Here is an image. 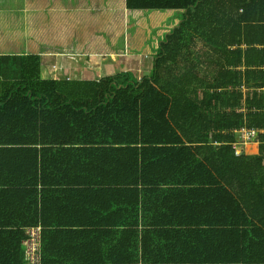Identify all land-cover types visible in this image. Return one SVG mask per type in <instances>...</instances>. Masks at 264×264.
Listing matches in <instances>:
<instances>
[{
    "label": "trees",
    "instance_id": "trees-1",
    "mask_svg": "<svg viewBox=\"0 0 264 264\" xmlns=\"http://www.w3.org/2000/svg\"><path fill=\"white\" fill-rule=\"evenodd\" d=\"M44 55L142 56L153 68L141 81L44 79ZM241 129L259 132V147L238 155ZM211 171L264 172V0H0V184L22 189L20 252L33 227L43 248L48 214L71 207L74 189L97 199L106 182L132 186L134 211L121 215L142 221V250H210L192 188ZM117 172L135 179L74 177ZM250 197L264 206L263 191Z\"/></svg>",
    "mask_w": 264,
    "mask_h": 264
},
{
    "label": "crops",
    "instance_id": "crops-1",
    "mask_svg": "<svg viewBox=\"0 0 264 264\" xmlns=\"http://www.w3.org/2000/svg\"><path fill=\"white\" fill-rule=\"evenodd\" d=\"M115 58L117 57L44 55L43 78L67 81L78 78V81H90L86 76L92 65H106L109 62L107 59L115 64ZM74 61L79 62V66H75ZM238 70L243 71L244 68L240 67ZM250 84L254 86V82ZM241 91L245 94L246 87H242ZM254 146L258 148V142ZM7 177L10 181L13 179V176ZM74 177L116 180L129 178V181L135 179V176H129L126 172ZM195 177L204 180L192 188L195 190L192 191L195 208L200 212L195 215L194 222L201 228H210L204 229L205 234L201 236L210 245V250H202L200 247L196 250H178L174 251L173 256L155 253L150 249L142 250L144 242L145 246L151 244L149 239L143 240L137 235V230L141 234L144 231L142 221L137 219L136 214L127 218L123 212L128 206L131 208L129 210L134 211L135 197L128 193L132 186L106 182L100 189L93 187V190L103 191V196L97 199L89 196V187H79L74 189L75 193L69 198L71 207H52L45 227L44 250L41 249L42 264H166L165 259L168 261L170 258L178 261L173 262L174 264H264V249L248 248L255 243H264V206L251 202L253 199L250 201L252 193L263 191L264 194V181L251 180L261 179L264 172L211 171L198 173ZM137 188L140 192L149 190L147 186ZM254 189L258 191H253ZM21 190L19 187H3L0 184V198L3 195L5 203L3 207L0 200V264H27L25 241L22 243V252L18 247L17 226L21 225L23 216L20 212L17 217L13 215L16 211L15 203L21 202L20 197L16 198L21 195ZM250 192L252 193L249 194ZM184 197L181 204L185 203ZM122 212L124 215H121ZM217 247L220 249H216Z\"/></svg>",
    "mask_w": 264,
    "mask_h": 264
},
{
    "label": "rangeland",
    "instance_id": "rangeland-1",
    "mask_svg": "<svg viewBox=\"0 0 264 264\" xmlns=\"http://www.w3.org/2000/svg\"><path fill=\"white\" fill-rule=\"evenodd\" d=\"M111 58V57H109ZM93 60V59H91ZM106 65L94 66L90 67V73L86 76L90 81H101V79L105 76H113L122 71H130L132 72L136 78L141 81L143 76L150 72L153 68V59L148 57H140V56H131V57H121L115 58V64L112 63L111 59H107ZM75 66H79L77 61H74ZM74 70V69H73ZM71 72V71H70ZM69 73V72H68ZM77 77V75H74ZM73 78V77H72ZM78 79V78H77ZM248 147L243 146L240 149H237V152L240 153L242 150L247 149Z\"/></svg>",
    "mask_w": 264,
    "mask_h": 264
},
{
    "label": "built area",
    "instance_id": "built-area-1",
    "mask_svg": "<svg viewBox=\"0 0 264 264\" xmlns=\"http://www.w3.org/2000/svg\"><path fill=\"white\" fill-rule=\"evenodd\" d=\"M259 134L260 133L256 131H248L246 129H241L238 132V135H239V140L242 143H239L238 146H236V150L242 148L243 146L249 147L252 143H256L255 139L256 137H258ZM236 153L238 155L241 154V152L238 153L237 151ZM27 236L28 238L24 242L27 264H42L41 261L42 228L33 227L28 229Z\"/></svg>",
    "mask_w": 264,
    "mask_h": 264
}]
</instances>
